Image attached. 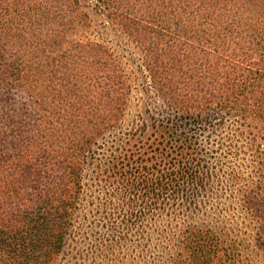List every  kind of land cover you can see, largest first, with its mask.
Segmentation results:
<instances>
[{"label":"trees","instance_id":"obj_1","mask_svg":"<svg viewBox=\"0 0 264 264\" xmlns=\"http://www.w3.org/2000/svg\"><path fill=\"white\" fill-rule=\"evenodd\" d=\"M125 1L0 0V82L22 91L0 96V264H60L93 192L107 197L116 246L132 228L196 213V199L227 174L225 159L242 152L247 119L264 125L262 106L238 100L264 84V0ZM91 7L140 46V66L72 39ZM190 52L192 82L176 74ZM39 60L71 66L55 98L36 92ZM138 90L144 98L128 114ZM169 237L153 230L167 242L156 247L161 264H239L210 233Z\"/></svg>","mask_w":264,"mask_h":264},{"label":"rangeland","instance_id":"obj_2","mask_svg":"<svg viewBox=\"0 0 264 264\" xmlns=\"http://www.w3.org/2000/svg\"><path fill=\"white\" fill-rule=\"evenodd\" d=\"M89 2L93 6L95 0ZM123 3L126 1L123 0ZM144 4L146 3L140 5ZM94 8L88 10L91 14L89 24L81 23L74 27L72 39H81L83 42L98 41L120 55L129 69L140 66L143 54L140 46L133 43L117 27L104 22ZM176 33L181 32L176 30ZM168 43L180 46L178 41L168 40ZM79 51L81 62H84V56L92 50L86 48ZM189 56L186 62H182V69L176 74L192 82L196 80V54L190 52ZM38 67L40 79L36 83V92H39V97L42 98L47 92L50 96L57 97L63 75L72 73L71 66L67 62L66 66H61V60L60 66L51 62L46 65L39 60ZM202 74L206 78L211 76L207 71ZM143 79L139 76V83L142 84ZM246 80L251 81L250 76ZM10 84L6 81L0 82V96L10 95L13 99L20 100L21 88ZM141 98L144 97L140 90L133 93L128 114L138 112L136 105ZM256 98H259L258 101ZM238 100H244L243 105L250 109L255 105L262 106L260 109L264 114V84L253 92L238 95ZM143 103L144 100L140 104ZM246 122L243 128L244 139L239 143L242 152L238 156L225 159L227 162L224 170L227 174L219 175L210 182L213 193L196 199V213H188L169 226L160 223L155 226L147 225L139 233L132 228L127 232V240L121 246H116L113 242L116 232L108 226L105 210L101 206L107 197L103 193L93 192L87 196L83 217L76 223V240L69 242L66 256L60 264H161L164 255L156 247H165L167 242L162 239L152 240L153 230L157 229L160 234L172 238L174 234L187 228H196L201 235L210 233L216 243L222 245L226 256L239 260V264H264V125L255 117H249ZM210 163L215 166L216 160L213 159ZM233 170L238 174L236 182L231 179ZM93 202L96 205H92Z\"/></svg>","mask_w":264,"mask_h":264}]
</instances>
